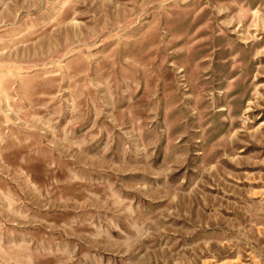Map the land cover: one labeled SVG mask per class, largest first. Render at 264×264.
<instances>
[{"label": "rangeland", "instance_id": "1", "mask_svg": "<svg viewBox=\"0 0 264 264\" xmlns=\"http://www.w3.org/2000/svg\"><path fill=\"white\" fill-rule=\"evenodd\" d=\"M0 264H264V0H0Z\"/></svg>", "mask_w": 264, "mask_h": 264}]
</instances>
